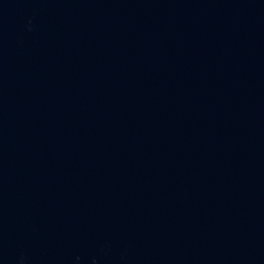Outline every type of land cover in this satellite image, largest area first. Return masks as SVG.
<instances>
[{"label":"water","instance_id":"1","mask_svg":"<svg viewBox=\"0 0 264 264\" xmlns=\"http://www.w3.org/2000/svg\"><path fill=\"white\" fill-rule=\"evenodd\" d=\"M0 264H264V0H0Z\"/></svg>","mask_w":264,"mask_h":264}]
</instances>
